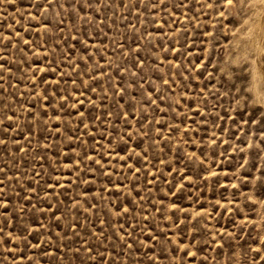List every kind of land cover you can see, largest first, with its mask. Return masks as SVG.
Segmentation results:
<instances>
[{
  "label": "rangeland",
  "instance_id": "obj_1",
  "mask_svg": "<svg viewBox=\"0 0 264 264\" xmlns=\"http://www.w3.org/2000/svg\"><path fill=\"white\" fill-rule=\"evenodd\" d=\"M240 1L0 0V264H264Z\"/></svg>",
  "mask_w": 264,
  "mask_h": 264
},
{
  "label": "bare ground",
  "instance_id": "obj_2",
  "mask_svg": "<svg viewBox=\"0 0 264 264\" xmlns=\"http://www.w3.org/2000/svg\"><path fill=\"white\" fill-rule=\"evenodd\" d=\"M250 1L252 2V4H250V5H252L251 10L249 12H247V15H245V17H243V19H244L243 23H242L243 26L241 25L242 30L239 29V31L240 30L241 31H240L238 36H239V38H241L243 40L241 41V43L239 45L238 51L234 50V53L239 52L241 55H249L251 57L252 61H251L250 65L248 66L250 69L249 70L250 74H251V76L248 78L252 77L251 79L253 80L252 86H251V91H252L253 95L255 96L256 101L264 102V0H250ZM240 3H241V1H240ZM243 12H245V11H243ZM244 14H246V12ZM241 20H242V18H241ZM241 22H239V23H241ZM239 28H241V27H239ZM236 34H237V32H235V36H236ZM237 56L238 55H236L235 57L237 58ZM239 57H241V56H239ZM239 57H238V59H239ZM242 57H245V56H242ZM234 60H236V59H234ZM238 61L239 60H237V62ZM233 62L234 61H232V64H233ZM244 63H246V62H244ZM244 65H246V64H244ZM243 70H245V69H243ZM246 75H247V72H246ZM246 75H245V77H246ZM249 81L251 83V80H249ZM249 89H250V87H249ZM251 98H253V96Z\"/></svg>",
  "mask_w": 264,
  "mask_h": 264
}]
</instances>
